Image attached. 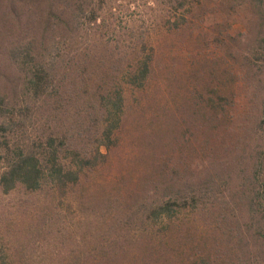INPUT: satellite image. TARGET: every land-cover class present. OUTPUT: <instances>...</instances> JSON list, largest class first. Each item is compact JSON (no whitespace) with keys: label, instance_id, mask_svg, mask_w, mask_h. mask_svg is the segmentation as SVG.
Masks as SVG:
<instances>
[{"label":"rangeland","instance_id":"obj_1","mask_svg":"<svg viewBox=\"0 0 264 264\" xmlns=\"http://www.w3.org/2000/svg\"><path fill=\"white\" fill-rule=\"evenodd\" d=\"M37 1L0 0V17H11L0 23V94L10 92L2 74L15 71L5 47L31 33L26 16ZM93 4L105 6L100 14L106 26L113 21L122 42L133 27L147 37L155 52L152 77L143 91L127 95L121 144L109 163L87 172L68 196L0 191V246L15 258L7 264H186L196 253L211 254L216 264L247 257L252 263L256 221L247 183L264 151V60L249 51L264 32L263 19L246 3L205 0L175 28L169 0ZM13 11L24 15L20 22ZM116 59L98 64L99 77L127 67ZM217 87L233 103L226 117L214 120L202 105ZM186 181L206 184L203 209L188 212L168 239L154 241L144 206Z\"/></svg>","mask_w":264,"mask_h":264},{"label":"trees","instance_id":"obj_2","mask_svg":"<svg viewBox=\"0 0 264 264\" xmlns=\"http://www.w3.org/2000/svg\"><path fill=\"white\" fill-rule=\"evenodd\" d=\"M204 1L169 0L175 11L171 24L175 28L184 25L188 15ZM87 2L38 0L26 16L33 27L31 33L25 34V40L5 47L15 71L1 76L10 88V92L0 94L2 194L20 187L29 193L49 189L58 200L68 196L87 172L109 163L111 152L121 144L127 95L143 91L151 80L155 52L147 37L137 34L133 27L122 42L121 34L111 29L113 21L106 26L109 22L100 14L105 6L93 4L94 0ZM235 3L248 4L264 21V0ZM10 15L16 22L24 17L14 11ZM9 18L3 15L0 23L5 25ZM58 33L60 41L56 40ZM48 40L51 44L46 47ZM111 41L115 47L110 45ZM254 42L255 49L249 51V57L264 60V32ZM114 56L124 60L127 67L115 76L99 77L98 64L113 60ZM68 60H74L73 64H68ZM60 71L67 76L68 83ZM217 88L214 97L210 96L202 105L214 120L226 117L233 103V98L226 93L221 95ZM79 101L81 107L73 105ZM254 162L247 183L253 187L247 192L256 221V254L252 263L247 262V257L239 259V264H264V151L259 150ZM202 185L206 184L186 181L178 190L172 187L166 197L156 196L144 206L154 241L168 239L188 212L203 209L206 193L200 189ZM14 261L11 251L5 253L0 246V264ZM184 262L216 264L211 254L200 253L187 256Z\"/></svg>","mask_w":264,"mask_h":264}]
</instances>
